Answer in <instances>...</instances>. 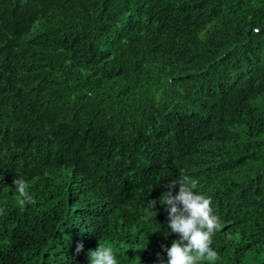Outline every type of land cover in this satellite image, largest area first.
I'll return each instance as SVG.
<instances>
[{"label":"trees","instance_id":"trees-1","mask_svg":"<svg viewBox=\"0 0 264 264\" xmlns=\"http://www.w3.org/2000/svg\"><path fill=\"white\" fill-rule=\"evenodd\" d=\"M183 175L264 264V0H0V264H167Z\"/></svg>","mask_w":264,"mask_h":264},{"label":"clouds","instance_id":"clouds-1","mask_svg":"<svg viewBox=\"0 0 264 264\" xmlns=\"http://www.w3.org/2000/svg\"><path fill=\"white\" fill-rule=\"evenodd\" d=\"M258 33L259 29H254ZM75 41H85L84 35L75 38ZM15 191L21 198L19 203L33 201L28 184L23 178L13 180ZM179 191L173 194L176 185ZM198 181L188 175L181 176L178 180L171 181L168 191L161 194L159 201L149 200L146 202V211L152 213L156 204L166 206L168 214V227L178 238L173 240L170 247L161 246L167 253V264H201L203 261L215 262L219 259L217 251L212 245L213 235L222 227L218 215L214 214L211 197H207L196 191ZM4 214V209L0 208V215ZM84 248L82 243L76 246V253L79 254ZM159 264H165L163 257L157 253ZM88 264H117L111 246H102L88 251L86 255Z\"/></svg>","mask_w":264,"mask_h":264}]
</instances>
